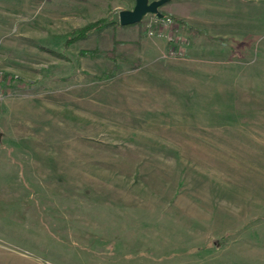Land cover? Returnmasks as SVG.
Here are the masks:
<instances>
[{
  "label": "rangeland",
  "instance_id": "obj_1",
  "mask_svg": "<svg viewBox=\"0 0 264 264\" xmlns=\"http://www.w3.org/2000/svg\"><path fill=\"white\" fill-rule=\"evenodd\" d=\"M134 4L0 0V264L264 262V0Z\"/></svg>",
  "mask_w": 264,
  "mask_h": 264
},
{
  "label": "trees",
  "instance_id": "obj_2",
  "mask_svg": "<svg viewBox=\"0 0 264 264\" xmlns=\"http://www.w3.org/2000/svg\"><path fill=\"white\" fill-rule=\"evenodd\" d=\"M163 16H165V14H163ZM141 23H142V21H139L140 25H141ZM111 25H113V26L114 25H120L121 26V24L119 23V19L107 20L106 18H100V19H98L96 21L89 22L86 25H84V26H82L80 28H77L75 30L74 35L68 38V42H71V41L79 39V38H85V37H87V35L91 31H94V30L101 31V30H103V29H105V28H107V27H109ZM189 30L191 32H193L194 36L196 35L197 32H199L198 29H194L192 27H189ZM82 53H89V54L105 53L112 60L117 61V59H118V54H116L114 52V50H112V49L104 50V49H101V48H94V49H91L89 51H84ZM140 64H141L140 61L136 60L135 64L133 66L138 67V66H140ZM115 68H113L111 71L114 72ZM57 180L60 181L61 183L65 182V178L63 176H60V175L57 177ZM83 190L85 192H92V190H94V188H91L89 185H84ZM223 264H225V263H223Z\"/></svg>",
  "mask_w": 264,
  "mask_h": 264
},
{
  "label": "water",
  "instance_id": "obj_3",
  "mask_svg": "<svg viewBox=\"0 0 264 264\" xmlns=\"http://www.w3.org/2000/svg\"><path fill=\"white\" fill-rule=\"evenodd\" d=\"M166 1L167 0H135L133 8H122L118 11L119 23L121 25H126L139 22L149 13L162 17L163 13L159 7Z\"/></svg>",
  "mask_w": 264,
  "mask_h": 264
},
{
  "label": "built area",
  "instance_id": "obj_4",
  "mask_svg": "<svg viewBox=\"0 0 264 264\" xmlns=\"http://www.w3.org/2000/svg\"><path fill=\"white\" fill-rule=\"evenodd\" d=\"M154 20H155V22H158L159 20H161V21H163V22H171V18L170 17H164V16H162V17H159V16H157L156 15V17L154 18ZM164 31H166L165 29H161V30H159V32H160V34H162V35H164V36H168L169 37V35L166 33V32H164ZM171 41H175V40H173L172 39V37H170L169 38ZM2 97H3V95H2V90L0 89V102H1V100H2Z\"/></svg>",
  "mask_w": 264,
  "mask_h": 264
},
{
  "label": "crops",
  "instance_id": "obj_5",
  "mask_svg": "<svg viewBox=\"0 0 264 264\" xmlns=\"http://www.w3.org/2000/svg\"><path fill=\"white\" fill-rule=\"evenodd\" d=\"M260 264H264V262L263 263H260Z\"/></svg>",
  "mask_w": 264,
  "mask_h": 264
}]
</instances>
